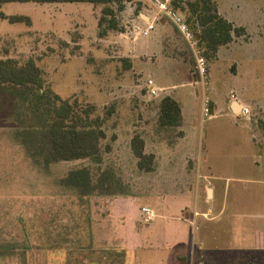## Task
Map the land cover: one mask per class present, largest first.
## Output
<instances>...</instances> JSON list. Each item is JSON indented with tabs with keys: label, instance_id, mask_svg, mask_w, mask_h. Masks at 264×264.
Here are the masks:
<instances>
[{
	"label": "rangeland",
	"instance_id": "obj_1",
	"mask_svg": "<svg viewBox=\"0 0 264 264\" xmlns=\"http://www.w3.org/2000/svg\"><path fill=\"white\" fill-rule=\"evenodd\" d=\"M188 1L193 0H175L183 7ZM212 1L245 34L220 45L218 57H208L197 40L214 113L205 119L193 50L169 20L161 18L159 28L167 26L175 49L188 47L192 83L188 65L179 64L180 73L170 75L143 54L148 46L142 40L155 30L136 38L143 55L134 64L127 56L122 33L131 28L132 18L138 23L142 0H127L116 16L122 30L105 35L98 26L102 4L1 5L5 14L28 15L31 23L0 18V58L34 60L53 92L79 112L91 106V117L104 118L102 167H111L131 194L78 195L61 179L89 160L36 162L0 119V264H69L68 257L77 261L69 248L105 245L125 249L122 256L101 249L76 257L92 259L86 264H173V254L184 252L181 264H264V0ZM175 9L186 19V11ZM188 25L195 37L197 31ZM148 78L164 90L151 95ZM169 94L183 100V131L158 122L160 98ZM236 96L246 109L240 116L227 106ZM134 135L154 155L155 170L138 168ZM61 201L63 210L57 207ZM144 206L154 211L148 222ZM93 226L108 236L100 237L102 230L94 236Z\"/></svg>",
	"mask_w": 264,
	"mask_h": 264
},
{
	"label": "trees",
	"instance_id": "obj_2",
	"mask_svg": "<svg viewBox=\"0 0 264 264\" xmlns=\"http://www.w3.org/2000/svg\"><path fill=\"white\" fill-rule=\"evenodd\" d=\"M126 1L0 0V7L6 2L102 4L98 26L99 34L105 35L111 29L122 30L116 16L125 8ZM171 5L180 6L181 10L186 11V21L194 26L199 45L206 48L204 53L208 57L214 56L218 47L229 43L234 36L245 34V28L234 26L221 15L217 4L212 0L188 1L187 7L177 5L175 0H172ZM0 18H6L11 23H31L28 15H7L1 10ZM85 108L79 112L74 103L60 97L47 87L43 73L34 60L28 59L24 63H19L11 57L0 58V119L6 121L9 130H12L14 137L19 140L33 160L44 164L78 159L89 160L87 164L68 170L61 181L82 197L95 194L130 195L131 192L125 190L123 182L116 176L114 170L111 167H102L100 142L106 136L103 128L104 118L91 117L92 107ZM158 122L160 126H178L181 123L180 104L169 95L163 96L159 102ZM131 149L137 158V166L140 170L155 169L154 155L144 151V140L140 135L132 137ZM63 204V201L59 202L58 209L63 210ZM76 233L78 236L84 232L81 229ZM69 251L76 256L78 254ZM119 253L122 256L123 252ZM76 256L74 258H77ZM181 259L183 260L184 257H179V260ZM79 261L82 262V258ZM68 263L78 264L72 257H68Z\"/></svg>",
	"mask_w": 264,
	"mask_h": 264
},
{
	"label": "crops",
	"instance_id": "obj_3",
	"mask_svg": "<svg viewBox=\"0 0 264 264\" xmlns=\"http://www.w3.org/2000/svg\"><path fill=\"white\" fill-rule=\"evenodd\" d=\"M142 1L144 2V5L142 6V9H139V11L137 12L138 23L134 22V19L132 18L131 28L127 29L126 32L122 33L123 37H125V39L128 40L127 49L130 51V54L127 56L131 59L132 63L134 64V59L137 58L140 54H142V53H138L140 50L139 51L137 50L136 44L139 41V39L136 41V38L137 37H146L151 33V31L155 30V33L152 37H150L149 39L145 38L146 40H142V43H144L146 46H148V49H146L147 52H145V49L142 50L143 54L146 53V55L148 56L147 58L150 60L151 65L154 66V68H156L157 70H160L162 72L168 73L170 75L180 73L181 70L179 69V64H181L182 66L188 65V70H189V74H190L188 79H189V83H192L193 82V80H192L193 76H192L191 66H190V61L192 60V58H191L192 54H190V51L185 44L180 45L181 51L174 48L175 44H173V42L171 41L172 39H169L167 26H162L159 28V25L162 24L161 20H160V23L154 29L149 31V33L146 36L133 37V32H135L134 29L144 27L145 22L153 13L152 6L149 3H147L146 1H144V0H142ZM219 12L221 13L220 8H219ZM139 21H141V22L139 23ZM195 38H196V36H195ZM219 48L220 47H218V49H217L215 57H218ZM184 50L187 52V55L189 57H187V58L185 57ZM154 84L160 88L159 91L164 90L165 86H159L155 82H154ZM169 96H171L172 98L177 100L178 103L180 104L181 123H180V125H178V127H181L180 130L183 131L182 127L184 128L187 125V119L185 118L183 100H181V98H179L178 96H175V95L169 94ZM233 101H235L239 105L240 111L239 112L237 111V113L232 110V102ZM227 106H228L229 110L236 116H240L242 111H243V108L245 107L243 102L237 96L235 97V99H230L227 102ZM213 115H214V113L211 114V116H213ZM181 138L184 140V136H182ZM111 204H112V200H111ZM135 228L138 230L137 225H135ZM98 230H102L101 232H99L100 237H103L105 239L108 236V234H103L104 229H102V228L98 229V227H95V226H93V228H91V233L93 231L94 236H96V235H98ZM128 239H130L129 236H128ZM127 242H128V240H127ZM124 247L125 246H121V247L114 246L112 248V247H107L105 245L104 247H101L100 249L96 248V247H84V248H73V249L69 248V250H72L73 252H77V253L93 254V253H96L97 250L100 251L101 249H103V250H109L110 249V250H115V251H122L125 249ZM183 254H184V252H181V254L175 252V254H173V257H174L173 258V264H180L179 257H183L184 256ZM87 257H83L82 262L79 261V258H75V260L79 261L78 264H86V263H89L90 260H92V259H89ZM94 261L96 262V264H98V262L96 260H94Z\"/></svg>",
	"mask_w": 264,
	"mask_h": 264
},
{
	"label": "built area",
	"instance_id": "obj_4",
	"mask_svg": "<svg viewBox=\"0 0 264 264\" xmlns=\"http://www.w3.org/2000/svg\"><path fill=\"white\" fill-rule=\"evenodd\" d=\"M152 6L153 13L145 22L144 27L134 29L133 37L136 36H146L149 31L154 29L158 24L161 18H166L169 20L175 28L183 35V37L188 42L189 46L192 48L196 67L198 69L202 87H203V97H202V112L204 119L211 116L210 112V105H209V98L205 93L206 88V65H205V58L199 52L197 48V39L194 37L193 32L191 31L186 19L181 16V14L171 5V0H144ZM146 85L149 86V93L151 95H156L160 88L156 86L151 78L146 80ZM246 111V109L244 108ZM142 213L144 215V220L146 222L150 221L154 216V211L150 207L144 206L142 208Z\"/></svg>",
	"mask_w": 264,
	"mask_h": 264
},
{
	"label": "water",
	"instance_id": "obj_5",
	"mask_svg": "<svg viewBox=\"0 0 264 264\" xmlns=\"http://www.w3.org/2000/svg\"><path fill=\"white\" fill-rule=\"evenodd\" d=\"M232 110H233L234 112H236V113H237V111H238V112L240 111V109H239V105H238L235 101L232 102ZM208 194H210V189L208 190Z\"/></svg>",
	"mask_w": 264,
	"mask_h": 264
}]
</instances>
